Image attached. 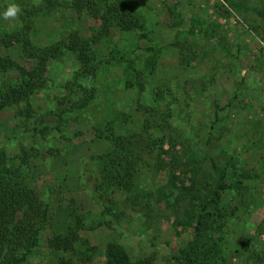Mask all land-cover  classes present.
Here are the masks:
<instances>
[{
  "label": "rangeland",
  "instance_id": "374dc122",
  "mask_svg": "<svg viewBox=\"0 0 264 264\" xmlns=\"http://www.w3.org/2000/svg\"><path fill=\"white\" fill-rule=\"evenodd\" d=\"M9 2L0 0V13ZM15 2L29 11L46 6L32 18L33 43L44 47L68 37L95 41L90 46L97 66L94 80L85 81L95 91L85 108L65 100L63 85L77 70L76 56L67 52L48 63L46 85L31 96L26 115L18 117L13 109L0 113V149L53 210L52 224L25 264L70 258L76 264H106L104 250L111 241L132 261L169 264L179 243L191 236L184 220L194 166L199 169L195 188L225 168L227 183L240 180L250 189L247 206L238 219L228 218L224 236L228 264H253L239 245L264 253V0H123L133 7L134 27L124 31L114 19L107 35L101 19L67 8L65 0ZM98 9L101 14L105 6ZM18 28L17 19L0 16V37ZM0 54L24 71L35 66L18 43L0 44ZM151 57L155 66L150 74L143 72L144 90L125 87L131 76L126 62L142 71ZM157 88L170 90L159 103L152 95ZM147 108L158 115L149 118ZM105 130L150 135L158 155L152 161L147 150L143 153L146 165L137 166L130 191L109 186L96 200L89 171L100 178L96 160L111 150ZM68 229L74 254L52 251L49 241Z\"/></svg>",
  "mask_w": 264,
  "mask_h": 264
},
{
  "label": "trees",
  "instance_id": "16d2710c",
  "mask_svg": "<svg viewBox=\"0 0 264 264\" xmlns=\"http://www.w3.org/2000/svg\"><path fill=\"white\" fill-rule=\"evenodd\" d=\"M50 3V0H47ZM110 0H65L66 6L76 12L85 9L92 18L101 19L102 33L107 35L111 20L117 19L124 31L131 30L136 21L133 7L123 0L110 4ZM119 2V3H118ZM104 5L105 9L100 14L98 7ZM235 7L234 3H231ZM44 8L37 11L22 10L17 21L19 28L0 37V44L9 47L15 43L21 45L23 53L35 62L29 70L20 69L9 57L0 54V113L5 109H13L16 116L23 117L30 111V98L33 94L43 89L46 85L45 71L50 61H59L67 52L76 56L77 70L63 88L66 90L65 100L73 108H85L94 98V88L88 87L85 81L94 80L96 77V58L91 52L90 42L78 37L63 38L48 46L40 47L33 43L34 29L33 16L41 15ZM48 10V9H46ZM141 28V26H139ZM131 71L130 78L125 82V87H138L140 91L145 87L144 71L149 74L154 70L155 60L149 58L145 61L142 71L136 68L132 61H127ZM17 72L14 79L4 78L6 74ZM75 88L80 94L75 93ZM170 95L167 88L154 89L153 100L160 102L162 95ZM149 118L158 115L154 108H147ZM143 128L147 130L149 120L145 118ZM105 130V139L111 144V150L97 158L100 166L96 173L91 171L89 177L94 178L92 199L99 200L103 196V189L109 186L121 187L131 190L133 177L137 166L146 165L143 153L147 150L152 161L157 158L154 154V140L150 135L137 136L127 133L114 134ZM112 131V130H109ZM146 133V132H145ZM16 160L26 162L24 157ZM11 158L5 150L0 149V264H25L33 255L40 234L47 225L53 221L52 207L29 184L21 173V167ZM23 166V165H22ZM199 169L192 167L190 187L186 191L192 196L190 207L186 209L185 227L191 229V236L186 241H181L171 257L169 264H228V248L225 239L228 218H239L247 206L246 195L249 188L242 181H230L225 168H217L214 178H205L200 186L195 188V177ZM88 174V173H87ZM194 190V192H192ZM230 199L225 201V195ZM109 212V208H104ZM79 222V221H78ZM72 232L70 229L64 235H56L49 241L52 251H69L72 249ZM242 242L239 247H244V253L253 264H264V253H260L254 246H246ZM88 251L91 248H87ZM235 249V253L239 252ZM106 264H152L151 259L132 261L123 246L117 242L107 243L104 250ZM77 261V260H76ZM78 263V261H77ZM60 264H76L72 258Z\"/></svg>",
  "mask_w": 264,
  "mask_h": 264
},
{
  "label": "clouds",
  "instance_id": "9594fccd",
  "mask_svg": "<svg viewBox=\"0 0 264 264\" xmlns=\"http://www.w3.org/2000/svg\"><path fill=\"white\" fill-rule=\"evenodd\" d=\"M22 13V9L15 0H11V2L7 3V6L3 9L0 16L4 19H16Z\"/></svg>",
  "mask_w": 264,
  "mask_h": 264
}]
</instances>
